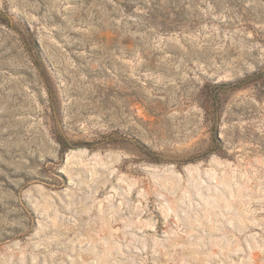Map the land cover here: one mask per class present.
Returning a JSON list of instances; mask_svg holds the SVG:
<instances>
[{
  "label": "rangeland",
  "instance_id": "rangeland-1",
  "mask_svg": "<svg viewBox=\"0 0 264 264\" xmlns=\"http://www.w3.org/2000/svg\"><path fill=\"white\" fill-rule=\"evenodd\" d=\"M0 264H264V0H0Z\"/></svg>",
  "mask_w": 264,
  "mask_h": 264
},
{
  "label": "trees",
  "instance_id": "trees-1",
  "mask_svg": "<svg viewBox=\"0 0 264 264\" xmlns=\"http://www.w3.org/2000/svg\"><path fill=\"white\" fill-rule=\"evenodd\" d=\"M258 79H262L261 77H258ZM248 84L246 83V84H244V85H234V86H231V88L233 89V90H235V89H238V90H240V89H242L243 87H246ZM206 102L208 103V107H207V113H209V115L210 114H213L214 113V109H215V107H216V105H214V99H212L211 98V96H207V99H206ZM59 144H61V146H62V148H63V150H67V149H69V147L67 146V143L65 142V141H63V140H61L60 138H59Z\"/></svg>",
  "mask_w": 264,
  "mask_h": 264
}]
</instances>
